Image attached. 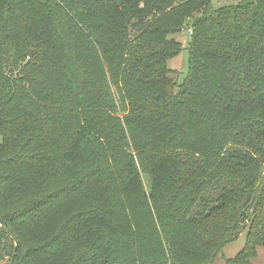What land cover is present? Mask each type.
Masks as SVG:
<instances>
[{
    "label": "trees",
    "instance_id": "1",
    "mask_svg": "<svg viewBox=\"0 0 264 264\" xmlns=\"http://www.w3.org/2000/svg\"><path fill=\"white\" fill-rule=\"evenodd\" d=\"M67 3L75 9L70 23L52 0H0V249L8 264H213L246 218L244 245L225 264H254L264 246V175L247 172L256 162L236 148L227 151L230 167L217 170L229 134L213 139L196 129L237 126L256 134L245 138L247 145L264 142V124L245 120L259 97L264 114V0ZM167 9L171 20L163 22ZM186 26L188 71L175 83L166 62L180 50L167 36ZM51 68L57 72L47 77ZM102 138L139 152L122 162L119 196L135 200L150 224V245L142 250L124 217L110 221L93 209L50 234L42 219L54 209L53 191L39 189L21 203L40 181L58 186L86 157L101 156ZM145 149L157 155L149 163L142 161ZM174 151L208 160L179 168L185 153L173 159ZM213 172L217 177H207ZM223 179L231 187L216 181ZM209 186L217 188L218 207L206 202ZM100 231L121 244L90 239Z\"/></svg>",
    "mask_w": 264,
    "mask_h": 264
},
{
    "label": "rangeland",
    "instance_id": "2",
    "mask_svg": "<svg viewBox=\"0 0 264 264\" xmlns=\"http://www.w3.org/2000/svg\"><path fill=\"white\" fill-rule=\"evenodd\" d=\"M53 5L56 3V6L59 5L63 7L64 13L67 15V17H64L65 23H70V19L72 18V21H75V15L73 14V11L70 8H68L66 5L67 2L72 0H52ZM242 0H213L214 5L216 6H224V5H231V4H237ZM55 6V5H54ZM170 9H167V11H164L161 15L164 18L163 22L170 21L171 18L168 16V11ZM59 11V10H56ZM46 13L45 11L42 12V16H44ZM47 14V13H46ZM48 15V14H47ZM188 17V16H187ZM184 19V23H187V19ZM60 28H64L62 26L61 22ZM182 27V26H181ZM180 27V28H181ZM59 28V29H60ZM179 30L176 33H171L167 36L168 40H174L175 45L178 46V49L180 50L179 54L176 56L171 57L166 62V67L171 71L170 75L171 78L175 83H180L184 80V78L187 75L188 71V51L186 49V46L189 41V31L187 29V26L184 28V30ZM56 73L57 71L54 70V68L49 69V71L46 73V76L49 77L50 74ZM113 93L115 94V99L118 98V93L115 91L114 87H112ZM264 91V90H263ZM260 98V97H259ZM259 98L253 100V104L250 105V107L247 110V116L245 117L246 122H256V123H262L264 124V114H262L259 110ZM258 104V105H257ZM155 105V104H154ZM129 109V108H128ZM130 110V109H129ZM128 111V110H126ZM124 113L118 114L122 116ZM200 124V123H198ZM202 125V124H200ZM221 125L217 124L218 130H214L213 132L206 129V128H197L198 133H201V135H208L209 133H214V138H217L219 135H226L229 134V140L227 142V147L225 148L220 155V158L218 162H222L221 164H218L216 169L217 170H227L230 167V162L227 160L230 155L227 154L228 149L236 148V151H240L243 153L248 154L256 163V168H254L252 163L247 168V172H253L256 170L261 171V175H264V142H261V139H257L255 144L253 146L247 145V140L245 138L247 136H256V134L253 131H237V126L234 127V129L227 130L229 132H225L226 127L222 128ZM237 135L238 141H235V137ZM263 136V135H262ZM185 137V136H184ZM2 138L0 136V142ZM121 140H112L108 139L105 141V139H101V145L103 147V152L101 156H88L86 157L87 161H84L79 166L77 165L76 168L71 172L73 175L69 174L68 178L65 176H61L59 178L58 186L56 184H44L46 180L40 181V184L36 186L35 190H32L31 192L27 193L25 196L20 198L21 203L26 200L27 197H30L33 199L35 197H38L42 193L38 192L39 189L45 188L46 191H53L52 195L55 196V206L54 209H51L47 212V218H45L46 215L43 216L42 222L46 223L45 227L48 228L47 230L52 234L56 230H58L59 227L63 228L64 221L70 217L72 218L78 217L80 213L89 211V210H95L102 214H104L110 221H114V219H119L123 223L122 217H124V220L128 222V229L130 230V233L132 235V241L134 243V246L137 247V250L142 248H146L150 245V238L151 233L148 231L146 227V223L148 227H150V224L148 222L145 223V219L141 215V213L138 212V206L136 204L135 200L130 199H124L119 196L120 191V185L123 181L122 178V162L124 158H136V156L139 154L137 150H135L133 147L126 149V146H123L120 143ZM88 143V142H87ZM175 153H185L182 155L181 160H183V163L179 166L180 167H193V162L195 160H198L200 162L208 160L200 156L199 154H196L194 152H188V151H182L177 152L174 151L171 157L174 159L176 157ZM157 155L148 149H145V152L142 156L143 163H149L153 158H155ZM139 157V156H138ZM95 158V159H94ZM231 158V157H230ZM138 160V158H137ZM253 162V161H252ZM96 164H99L100 166L97 167V170L92 171V167H94ZM58 166V165H57ZM55 167L52 171L55 172L58 170V167ZM190 172V171H189ZM82 174L83 181H79L77 183L72 184L69 186L70 183H72V179L76 178L77 176H80ZM142 178L144 180L145 188H147L148 178L147 175L142 173ZM187 175V174H185ZM189 176V175H187ZM209 176L210 179H213L216 175V172H213ZM174 179H178L177 177H174ZM191 178L182 176L181 180H190ZM220 185H222L225 188L231 187V185H227L226 181L223 180H216ZM53 182V181H52ZM239 182V180H238ZM217 188H213L212 186H209L206 188L205 195L209 196L206 202L210 201L208 203V206L211 208L218 207L219 202L218 198L216 196L215 198V192ZM120 198H119V197ZM173 197V194L171 192V199ZM205 202V203H206ZM197 203H200L197 200ZM204 203V204H205ZM204 211H207L204 210ZM198 212H201L200 209H198ZM242 213H245L244 210H242ZM242 231L238 238L231 243L225 245L223 247L222 253L215 257L213 264H225V260L228 258L234 257L238 251L243 247L244 241H245V235L247 233V229L250 225V220L248 218L242 219ZM151 229V228H149ZM160 229V228H159ZM151 231V230H150ZM123 236H127V234H123ZM91 240H98V243H103L106 245V241H111L110 239H113L114 248H117V245L121 244V241L118 237L111 238L109 237L105 232H94L91 235H89ZM88 237V238H89ZM86 239H84L82 242L78 244V249L81 248L84 244ZM3 245V244H2ZM0 246V248L2 247ZM112 245V244H111ZM113 247V246H112ZM76 248L74 246L70 250L73 251ZM70 250L66 251L69 252ZM77 250V249H75ZM142 250V249H141ZM146 250V249H145ZM144 250V251H145ZM66 252H63L66 253ZM252 262L254 264H264V246H260L257 248L256 256L252 259ZM9 263V256H7L6 252H1L0 249V264H8Z\"/></svg>",
    "mask_w": 264,
    "mask_h": 264
}]
</instances>
